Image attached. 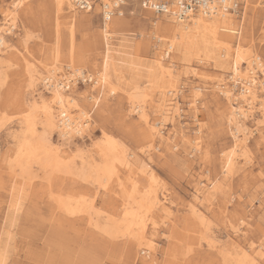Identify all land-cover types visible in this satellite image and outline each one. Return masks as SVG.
Here are the masks:
<instances>
[{
	"label": "rangeland",
	"instance_id": "rangeland-1",
	"mask_svg": "<svg viewBox=\"0 0 264 264\" xmlns=\"http://www.w3.org/2000/svg\"><path fill=\"white\" fill-rule=\"evenodd\" d=\"M14 1L18 0H0V34L5 40V48L0 53V264H240L232 241L256 252L264 236V123H260L263 119L256 115L259 100L253 104L256 121L251 119L246 124L249 131L253 130L246 148L249 162L238 157L236 172L230 179L221 168L233 138L225 116L227 104L214 88L220 84L232 89L234 83L228 79L232 56L222 65L214 60L203 61L199 59L203 56L198 58L193 54L181 57L175 49L165 57L163 54L168 47L165 39L158 44L152 38L154 23L158 20L150 11L140 8V0H126L121 15L109 22L104 45L100 37L104 24L99 11H77L71 52L67 26L61 25L62 33L55 38L53 12L47 0L23 1L16 11L14 28L4 32L10 24V20L5 19L6 11L12 8ZM250 6L255 7L254 11L244 5L240 20L228 16L226 36L231 41L232 54L240 38L244 49L250 48L264 65V0H253ZM248 17L250 24L246 27L242 21ZM86 18L90 19L89 23L83 21ZM242 30L245 33L241 36ZM158 36L163 38L165 34L160 32ZM56 46L59 56L54 61ZM23 59L38 73L55 64L62 81L75 74L69 98L77 101L87 113L91 125L86 135L73 137L67 148L64 147L71 158L68 159L71 162L66 161L68 173L52 175L38 165H31L33 168L25 174L13 163L22 131L18 124L19 106L30 103L34 96L50 98L41 81L35 82L34 88L29 86ZM171 61L175 64L173 90L178 107L173 119L163 120L156 112L158 93L163 87L159 66ZM101 71L106 72L111 86L95 85L94 80ZM255 78L258 83L264 82L259 71ZM85 79L87 82H82ZM196 88L199 89L196 98H201L202 104L196 105L198 110L193 115L190 104L195 99ZM239 88L236 84L234 94ZM135 89L144 93V101L139 106L151 123L166 122L161 127L156 124V128H162V137H154L152 142L145 135L144 121L127 100ZM256 89L262 94L260 84ZM88 94L95 101L84 99ZM261 94L258 97L264 100ZM72 115L76 116L77 111L72 109ZM38 126L37 135L43 136V128ZM179 130L190 139L201 137L198 152L179 135L172 134ZM102 132L118 141L128 158L138 164L149 156L150 170L144 174L137 171L135 179L145 188L153 176L159 196L166 195L174 203L173 207L175 205L173 223H170L172 230L161 224L155 229L149 223L146 225L147 234L156 243L152 257L127 239L108 236L101 230L108 225L109 215L120 217L123 213L121 201L113 192L118 190L113 181L108 187L112 191L106 192L90 182L91 179L83 180L86 167L82 168L81 164L85 155H78V151L84 153L91 149L90 153L97 159L92 144L99 140ZM165 136L170 140L166 141ZM47 137L52 143H62L56 131ZM211 183L218 190L208 202L203 201L202 220L189 215L187 204L193 202L195 191H205ZM59 199L69 200L70 207L75 199L85 200L83 205L90 216L87 213V216L85 213L70 216L61 209ZM94 224L98 228L92 226ZM225 234L233 240L223 243Z\"/></svg>",
	"mask_w": 264,
	"mask_h": 264
},
{
	"label": "bare ground",
	"instance_id": "bare-ground-1",
	"mask_svg": "<svg viewBox=\"0 0 264 264\" xmlns=\"http://www.w3.org/2000/svg\"><path fill=\"white\" fill-rule=\"evenodd\" d=\"M23 1L25 0L14 1L12 8L6 11L5 19L7 18L8 21L10 20V24H8V27L4 30V32H8L14 28V21L17 17L16 11L22 5ZM47 1L53 12L55 30L54 33L56 35L55 38L58 39L59 34L62 31L60 30L61 25L67 26V29L70 32L69 48H71L70 51L72 52L75 31L74 24L76 22L77 11L79 10H77L69 0ZM251 3H253V0H244L245 7H247L249 11H254L255 7L250 6ZM91 11H86L84 13H89ZM229 15L234 16L235 20H240V17L242 16L241 15L239 18H236L233 14L222 12L206 18L200 15H195L194 17H191L184 21H175L170 17L158 16V18H156L158 21L154 23L155 31L152 37L153 39L157 40L156 42L158 44L161 43V40L163 41V39H165L166 41L164 40V42L168 46L166 50H169V54L175 49L176 53H178L181 57H185L188 54H193L198 58L203 56L199 58L203 61L214 60L215 62H218L222 65L223 63H226L225 61L227 59L231 58L230 56H232L233 62L230 69V76L228 78L231 80V82L234 83L232 89L224 87L220 84H216L214 88V91L217 93V95H220V97L223 98L227 104L225 109V116H227V125L230 126V134H232L233 138L231 147L228 150L229 153L224 156L221 167L223 170L222 173L228 179L232 178V176L236 172L235 166L237 164L238 157L245 159L247 163L249 162L247 153L248 151H246V148L247 142L253 134V130H248V127L246 126L247 121L251 119L255 120L256 115H258L263 119L260 121V123H264V100L258 97L260 96L261 92H259L260 90L256 89V85L260 84V89L261 91H263L261 95H263L264 97V82L258 83L257 79L255 78L256 71H259L264 77V65H262L261 61L256 58L250 48L249 50L244 49L242 43H240V41H242V39L240 38L239 44L236 46L233 54L231 53V41L226 36L227 28L225 26V21L227 20ZM69 18H71L70 21H68ZM89 20L90 19L86 18L83 21L89 23ZM111 20L112 19L107 22L104 21V27H102L100 30L101 42L103 45L106 40L107 28L109 27V22ZM80 22L81 20L79 19L78 23ZM242 23L244 26L248 27V24H250L249 17L248 19L244 18ZM160 32L165 34L163 38L158 36ZM243 33L245 32L242 30L241 36ZM155 36H158V38H156ZM27 39L28 38H26V40ZM4 48V36L0 34V53L3 52ZM53 50L52 60L56 61L59 56V48H57L56 46ZM163 55L165 56V52ZM23 61V66L26 69L25 71L29 86L31 88H34L35 82L37 83V81H41V84H43L44 88L48 90L50 98L47 100V98L45 99L42 95H38L37 97L34 96L32 97L30 103L24 104V106H22L21 108L19 106L18 112L20 114V117L18 116L19 123H17L19 124V127L22 131L21 137H18V142L15 148L16 151H14L15 160L13 163L15 164L16 168H19L25 174L29 172L30 168H33L31 165H38L42 170L49 171V173L52 175L55 174L54 172H62V174L63 172L68 173L66 172L68 168L66 161L71 158L69 156V152H67L64 147L67 148V145L73 137L76 136L82 138L84 135H86L91 125V120L89 119L87 113H85L79 107L77 101H75L73 98H69L72 93L70 89L71 87H73V85H75V80H73L72 78L73 75L75 76V74H71L72 76H70L69 78H64L65 80L63 82L58 76L60 69L57 68L55 64L53 66L51 65L52 67L45 70L44 72L38 73V71L34 67H32L29 62H27L25 59H23ZM171 62L172 63H168L167 65H163L160 63L159 66V80L163 81V87H161L162 90H160V92L158 93L159 95L156 102V112L158 113L159 118L162 117V119L166 117H168L169 119H173L178 107V103L176 102L177 100L175 99L176 91L173 90L174 77L172 73L175 68V64L173 63V61ZM94 83L95 85L108 84L109 86H111L107 81V75L105 71L97 73V77L95 78ZM236 84H239L240 88L238 93L234 94L233 88ZM137 90L138 89H135V91L129 93L127 96V100L133 106V108L131 109H133V111L136 110L135 112H138L139 118L144 121L147 128L145 135L148 136L150 138V141L152 142L154 137H162V128H156V124L160 125L161 127L164 126L163 123L166 122H163V119L161 122L156 121V123H151L144 109L139 106L140 104L142 105V102L144 101V93H141ZM196 90L197 93L193 94V98L195 99L190 104V110L193 111V115H195L198 110L196 105L202 102L201 98H196V96H198L199 89L196 88ZM84 99L94 100V98L89 94L88 96L84 97ZM258 100L260 103L259 110L255 115L253 112V104ZM72 109L77 111L76 116L72 115ZM195 121H197V118L195 119ZM256 124L257 123H255L254 125ZM38 125H41L43 128V136L37 135ZM53 131L58 132V136L60 137V139H62V143H52L51 140L47 137L51 135ZM175 132L173 131L172 134L175 136L176 134L179 135L180 139L186 141V143L192 146L193 151L198 152L200 150L199 140L201 137L199 135L196 138L190 139L188 135L182 132V130H179L178 133ZM165 140L168 141L170 140V138L165 136ZM92 147L95 150V154L98 156V162L96 161V157H94L95 155H92L90 153L92 151L91 149L88 152L84 153L78 151V155H85V159L81 156L82 168L86 167V169L84 170L85 172L82 174V178L85 181H89L91 179L90 182L96 183L98 187H100L99 189L102 188L106 192L112 191L109 190L108 187L110 182L113 181L118 190L117 192H113H115V194L121 201V208L123 209V213L120 217L109 215L107 219L108 225L102 227L101 230L108 236L114 238H125V240L127 239L137 248L142 247V249L147 251L148 255L152 257L153 252L156 251V243H154L150 238L151 236L147 234L146 225L147 223H149L150 226H152V229H155L159 227V224H161L163 226H167L169 230H172V228L174 227H171L172 225H170V223H173L172 216L175 205L173 207L174 203L170 201L166 195L163 194L162 196H159L157 192L158 190L154 185L156 181L154 177L151 176L153 174L150 175V183L145 188H141L137 180L135 179V175L138 173L137 171L144 174L147 172V169H149V156L145 157V159L140 162L141 164H138L136 160L128 158L129 155L125 154L126 151L123 149L121 144L118 143V141L104 132L101 133L99 140L92 144ZM86 159L90 161H87ZM69 162L71 161L68 160V163ZM120 170H122L124 173L119 172ZM78 172H81V170ZM125 174L126 176H124ZM217 190L218 188L214 187L212 183L205 191L196 190L193 202L187 204L190 212L189 215L201 218L200 220H202V210L204 209L203 201L208 202L210 200L209 198H212L214 195H216ZM75 200V202L73 201L75 203L73 207L69 206V200L68 202L65 200V202L64 200L59 199L58 203L61 209L65 210L66 213L70 214V216L82 213H85V215L87 213L90 216L89 210L85 209L86 207H84L83 205V202H85V200ZM199 225L202 226V222ZM92 226L98 228L95 224ZM184 234L187 235V233ZM224 237L225 240L223 241V243H225L227 239L233 240L227 234H225ZM232 237L234 236L232 235ZM167 239L168 241H170V236L167 237ZM262 241L263 242L261 244L259 243V245L256 247V249L258 250L256 252L254 251L255 253L250 250L251 248L246 249L240 246L236 241H232V246L235 247L234 249L236 250V252H234L236 255H238V258L236 259L239 260V263L264 264V236ZM220 243L222 244V242ZM211 244L209 243V245ZM143 254H145V252H143ZM170 254L171 253L168 252V255ZM229 255L230 254L228 253V256ZM143 262L147 261L144 260Z\"/></svg>",
	"mask_w": 264,
	"mask_h": 264
},
{
	"label": "built area",
	"instance_id": "built-area-1",
	"mask_svg": "<svg viewBox=\"0 0 264 264\" xmlns=\"http://www.w3.org/2000/svg\"><path fill=\"white\" fill-rule=\"evenodd\" d=\"M69 1L79 11H91L98 7L102 24L104 21L107 22L120 16L122 13L121 9L126 3V0ZM244 5V2L236 0H140L139 3L140 8L150 11L156 18L158 16H166L173 18L175 21H184L195 15L206 18L222 12L233 14L236 18H239L243 14ZM168 51H165V57L169 55ZM82 82L87 81L85 79Z\"/></svg>",
	"mask_w": 264,
	"mask_h": 264
},
{
	"label": "crops",
	"instance_id": "crops-1",
	"mask_svg": "<svg viewBox=\"0 0 264 264\" xmlns=\"http://www.w3.org/2000/svg\"><path fill=\"white\" fill-rule=\"evenodd\" d=\"M94 9H97L98 10V8H94ZM99 11V10H98Z\"/></svg>",
	"mask_w": 264,
	"mask_h": 264
}]
</instances>
